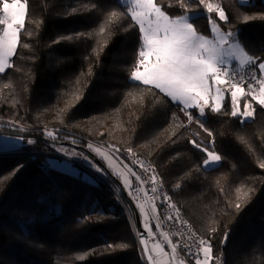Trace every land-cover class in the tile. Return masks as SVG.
Instances as JSON below:
<instances>
[{
    "label": "trees",
    "instance_id": "obj_1",
    "mask_svg": "<svg viewBox=\"0 0 264 264\" xmlns=\"http://www.w3.org/2000/svg\"><path fill=\"white\" fill-rule=\"evenodd\" d=\"M156 2L171 17L193 15L203 35H213L210 21L238 32L248 56L257 58L253 65L264 61V0ZM207 4L222 8L228 21L207 13ZM27 6L12 66L0 73V127L48 138L51 132L90 149L109 147L122 158L128 151L144 156L211 242V264L222 258L264 264V106L252 95L256 88L242 86L246 95L238 100L241 111L251 104V119L231 116L230 85L221 112L206 107L201 119L197 109L185 111L130 79L141 34L127 4L27 0ZM32 138L27 150L0 155V264H147L133 207L117 182L83 161H72L78 174L54 167L49 159L62 158L59 147L97 164L77 148ZM192 141L220 155V162L205 167L206 154Z\"/></svg>",
    "mask_w": 264,
    "mask_h": 264
},
{
    "label": "snow or ice",
    "instance_id": "obj_2",
    "mask_svg": "<svg viewBox=\"0 0 264 264\" xmlns=\"http://www.w3.org/2000/svg\"><path fill=\"white\" fill-rule=\"evenodd\" d=\"M129 3L134 5L129 9L131 19L136 22L132 26H138V32L141 34L136 70L131 72L130 79L140 85L151 86L159 90L161 94L173 101L181 102L185 106V111L190 108L197 109L198 116L201 119L205 118L206 107L212 113H220L221 89L216 88L214 101L210 104V81L217 86L230 83L222 79V76L230 74L228 63L223 59V55L225 46H227L230 55L240 49L238 32L229 30L221 34L216 22L210 21L211 31L218 33V39L212 41L198 32L194 23L190 22V16L187 14L171 17L162 10L156 0H129ZM198 3L204 5L205 0H198ZM0 4H2V7H0V73H4L7 68L12 66L8 60L17 53V46L20 44V33L25 26L28 6L27 0H0ZM206 12H216L219 20L228 21L224 10L219 6L214 8L213 5L207 4ZM112 16H116V13L113 12ZM66 39L71 40L73 37L69 36ZM233 40L236 42L230 44L229 42ZM23 47L27 48L29 45L24 44ZM256 59L244 53L240 54L241 64H256ZM257 67L264 73V63H259ZM260 83L264 85V80ZM228 90L233 102L231 116L242 117V122L251 119L253 116V111L249 110L251 104L246 103L243 111L240 110L238 105V96L246 95L244 89L239 83H236L230 84ZM252 95L259 101L261 106H264V87H261L259 96H256L255 92ZM191 119V114H189V120L191 121ZM197 123H199V120H197ZM200 127H203V124H200ZM19 131L23 133L27 129L20 128ZM205 131L208 130L205 129ZM47 135L53 140L56 139L51 132H48ZM16 139L23 143H35L33 140H26L23 136H17ZM192 143L196 148L201 149L200 144L195 141H192ZM201 151L207 157L203 160L205 167L220 162V155L209 151L207 147L202 148ZM65 154L83 156L75 149H65ZM84 159H87V157H84ZM260 166L264 168V164ZM93 167L99 172L104 171L98 165L93 164ZM140 167L143 168L144 165L141 164ZM152 180H156L155 175L152 176ZM152 191H156V189L153 188ZM165 199L170 200L168 197H165ZM170 206L174 207V205ZM236 207L239 208V205ZM169 219H172V217H169ZM177 219H179L178 209ZM143 227L146 231L151 232L148 225ZM141 235L144 234L141 233ZM226 236L227 234L225 240ZM143 242L142 240L141 243ZM199 243L202 245L199 252L191 253L190 248H188V251L197 257L195 264H209L212 252L210 242L201 240ZM122 247L127 246L123 245ZM145 251H147L146 245ZM173 252H175V246ZM201 255L203 259H200ZM148 260L151 261L152 257L148 256Z\"/></svg>",
    "mask_w": 264,
    "mask_h": 264
},
{
    "label": "built area",
    "instance_id": "obj_3",
    "mask_svg": "<svg viewBox=\"0 0 264 264\" xmlns=\"http://www.w3.org/2000/svg\"><path fill=\"white\" fill-rule=\"evenodd\" d=\"M229 73L228 76H222L224 80L230 82L227 84L239 83L240 86L251 88H257L260 84L259 71L253 64H246L241 68L230 66ZM253 77L255 78L253 79ZM112 146L114 147L115 144ZM125 155V158L120 156L119 158L128 164L136 178V184L131 194L147 207L157 225L156 234L146 232L148 240L154 238L156 242L162 243L168 251L182 261L195 262L197 257L191 253L200 251L202 245L199 241L209 240L204 239L194 224L185 216L172 196L157 165L134 151H128ZM141 164L144 165L143 168L140 167ZM153 175L156 177L155 181L152 180ZM153 188L156 191H152ZM165 197L170 198V200H166ZM170 205H174V207ZM177 209L179 210V219H177ZM174 246L175 252H173ZM188 248L191 249V253ZM202 258L201 255L200 259ZM216 264H226V260L224 258L219 259Z\"/></svg>",
    "mask_w": 264,
    "mask_h": 264
},
{
    "label": "rangeland",
    "instance_id": "obj_4",
    "mask_svg": "<svg viewBox=\"0 0 264 264\" xmlns=\"http://www.w3.org/2000/svg\"><path fill=\"white\" fill-rule=\"evenodd\" d=\"M120 1L123 2L124 4H127L129 9L132 8V7H134V5H132V4L129 3V0H120ZM189 16H190V22H191V18L193 17V15H189ZM219 30H220V33L221 34L224 33V31H222L220 27H219ZM203 36H205L206 38H208L209 40H212V41H215V40L218 39V33L217 32H213V35L212 36H207V35H203ZM235 42L236 41L233 40V41H230L229 43L231 44V43H235ZM239 44H240V49H238L236 53L231 54V55L229 54V51H228L227 46H225L223 59L228 63V66L229 67L233 65V62L234 61H237L239 64H241L240 63V54L241 53L247 54L246 51L244 50V47H243V45L241 44L240 41H239ZM125 53L126 52H124V54ZM262 63H264V61ZM136 65H137V62L135 64V67H134L133 71L136 70ZM260 79H261L260 81L264 80V73H262V72H261V78ZM210 84H211L210 100L214 101V98H215V95H216V88L219 87L221 89V91H220V97H221V105H222L223 104V100L225 98V94L223 93V88L224 87L222 85L217 86L214 83H212L211 81H210ZM261 87H264V85L261 84V86L259 87V89L256 90V92H255V95L256 96H259L261 94ZM243 89H244V92H245V88H243ZM16 137L17 136H14V135L0 134V155H9V154L15 153L16 151H23V150L25 151L29 147L33 146V144H34V143L33 144L23 143V142L17 140ZM24 138L26 140L30 139V140H33L34 141V139L32 137H24ZM58 149H59V152H61L64 155H60L62 158H50L49 159L51 165H53L54 167H56V168H58V169H60L62 171L71 173V174H78L80 172V170H79L78 167H76L75 165H73V162L72 161H77V160L78 161H83L84 164H85V166H86V168L88 170L90 168V169L98 172V175L100 177H103L102 174L93 167V164L94 163L89 158L84 159V157H86V156H84V155L83 156L66 155L65 154V149L72 150V149H70L68 147H59ZM92 150L94 152H96L103 159V161L115 173H117L119 175V177L122 179L123 182L124 181L126 182V184H127L128 187H130L131 174H132L131 171H130V169H129L130 167L128 166V164L125 163V161H123V160H121L119 158V155L117 154V152H113L112 153L111 151L113 149H111L109 147H102V146H97V145L92 146ZM214 165L215 164H212L210 166H214ZM84 175H85V177L93 180L88 174L85 173ZM138 206H139V209L141 210L142 214L143 215L146 214V209H145L144 205L141 202H138ZM149 217L154 221V219L152 218V216H149ZM144 223H145V225H148L147 222H146V220H144ZM155 225H156L155 223H154V225L152 227H150L148 225V227L151 229V233L153 235L157 233V231H156L157 228H156ZM137 236H138V234H137ZM149 244L152 246L153 249L156 248L155 250L158 251V252H164L165 251V247L161 243H158V242L156 243V240L154 238H150L149 239ZM210 255H211V260H210L209 264L212 263V252H211ZM168 258H170V255H168ZM170 260L172 262L173 259H170ZM178 262L175 260L172 264H192V263H188V262L182 261V260H180ZM194 264H195V262H194Z\"/></svg>",
    "mask_w": 264,
    "mask_h": 264
},
{
    "label": "water",
    "instance_id": "obj_5",
    "mask_svg": "<svg viewBox=\"0 0 264 264\" xmlns=\"http://www.w3.org/2000/svg\"><path fill=\"white\" fill-rule=\"evenodd\" d=\"M0 134H8V135H14V136H23V137H40V138H43L44 140H46L47 142H50V143L59 144V145H67V146L77 148V149L83 151L84 153H86L87 155H89L92 158V160L100 168L104 169V171L112 179H114L117 182V184L119 185V187L122 190V192L124 193V195L131 202V205L133 207L135 217H136L137 234H138L140 246H141L142 252L144 254L145 260H146L147 264H157L155 257L152 253V250H151V247L149 244V240L146 236L147 231L143 227L144 224L142 221L141 212H140V209H139V206H138L136 200L134 199L131 192L127 189V187L124 184V182L122 181V179L103 161V159L96 152H94L92 149H90L86 146L80 145V144L72 142V141H64V140H58V139L53 140L52 138L45 137L41 133H38V132L26 131V132L22 133L19 130H13V129H9V128L0 127ZM93 172H95V171H93ZM95 173H97V172H95ZM101 178H103V177H101ZM141 233H143L144 235L142 236ZM142 240L144 241L143 243H141ZM145 245H146L147 251H145ZM148 256L152 257L151 261L148 260Z\"/></svg>",
    "mask_w": 264,
    "mask_h": 264
},
{
    "label": "crops",
    "instance_id": "obj_6",
    "mask_svg": "<svg viewBox=\"0 0 264 264\" xmlns=\"http://www.w3.org/2000/svg\"><path fill=\"white\" fill-rule=\"evenodd\" d=\"M248 55V54H247ZM13 57V56H12ZM12 57L8 60V62L11 64V60H12ZM7 59V58H6ZM246 64H249V63H244V64H239L237 61H234L233 62V65L232 66H234V67H237V68H241V67H243L244 65H246ZM7 70V69H6ZM259 71V76H260V78H261V71L260 70H258ZM261 80V79H260ZM261 82V81H260ZM230 84H223L222 86L224 87L223 88V93L224 94H226V91H227V86H229ZM261 86V83L259 84V86L255 89V92H256V90L257 89H259V87ZM245 93H246V90H245ZM243 96H238V100H240L241 98H242ZM224 101V100H223ZM213 101L212 100H209V103L211 104ZM181 103V102H180ZM112 153L113 152H115L114 150H112L111 151ZM121 161V160H120ZM127 166V165H126ZM128 167V166H127ZM129 168V167H128ZM130 169V168H129ZM130 171H131V169H130ZM131 173H132V171H131ZM117 174V173H116ZM118 175V174H117ZM119 176V175H118ZM136 182V178H135V176H134V174L132 173L131 174V183H130V186L132 187L134 184H136L135 183ZM124 183H125V185L127 186V184H126V182L124 181ZM128 187V186H127ZM143 204V203H142ZM144 205V204H143ZM144 207H145V209H146V214H142V212H141V210H140V212H141V216H142V220H143V224L145 225V223H144V220H146V222H147V224L150 226V227H152L153 225H154V221L149 217V216H151V214L149 213V210L147 209V207L144 205ZM156 224V223H155ZM156 227H157V225H155ZM157 243V242H156ZM158 243H160V242H158ZM162 244V243H161ZM163 245V244H162ZM164 246V245H163ZM150 247H151V250H152V253H153V255H154V257H155V260H156V263L157 264H172L175 260L178 262V261H180V259H178L174 254H172L170 251H168L167 250V248L165 247V251L164 252H158V251H156L155 249H153L152 248V246L150 245ZM168 255H170V258H168ZM170 259H173L172 260V262H171V260ZM179 263V262H178ZM189 263H192V262H189Z\"/></svg>",
    "mask_w": 264,
    "mask_h": 264
}]
</instances>
